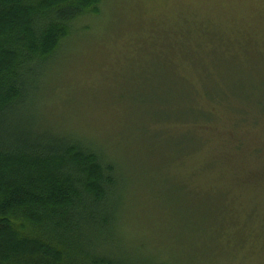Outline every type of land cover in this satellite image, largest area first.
<instances>
[{
    "label": "rangeland",
    "instance_id": "374dc122",
    "mask_svg": "<svg viewBox=\"0 0 264 264\" xmlns=\"http://www.w3.org/2000/svg\"><path fill=\"white\" fill-rule=\"evenodd\" d=\"M71 28L29 104L145 179L133 258L264 264V0H101Z\"/></svg>",
    "mask_w": 264,
    "mask_h": 264
},
{
    "label": "trees",
    "instance_id": "16d2710c",
    "mask_svg": "<svg viewBox=\"0 0 264 264\" xmlns=\"http://www.w3.org/2000/svg\"><path fill=\"white\" fill-rule=\"evenodd\" d=\"M100 4L0 0V264H169L133 258L151 253L125 240L128 204L142 184L123 175L115 148L49 130L29 104L43 68L74 35L71 22Z\"/></svg>",
    "mask_w": 264,
    "mask_h": 264
}]
</instances>
